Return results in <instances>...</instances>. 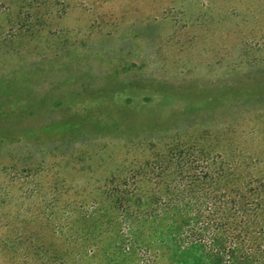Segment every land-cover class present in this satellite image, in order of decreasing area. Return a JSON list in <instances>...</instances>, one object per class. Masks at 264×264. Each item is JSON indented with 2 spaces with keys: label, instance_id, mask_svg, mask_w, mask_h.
<instances>
[{
  "label": "rangeland",
  "instance_id": "1",
  "mask_svg": "<svg viewBox=\"0 0 264 264\" xmlns=\"http://www.w3.org/2000/svg\"><path fill=\"white\" fill-rule=\"evenodd\" d=\"M206 191L264 264V0H0V264H217Z\"/></svg>",
  "mask_w": 264,
  "mask_h": 264
},
{
  "label": "trees",
  "instance_id": "2",
  "mask_svg": "<svg viewBox=\"0 0 264 264\" xmlns=\"http://www.w3.org/2000/svg\"><path fill=\"white\" fill-rule=\"evenodd\" d=\"M187 197L189 195L184 199ZM189 199L178 211L181 217L187 218V222L181 220V225L172 227L173 247L183 250L191 244H203L210 261L217 264H249L250 251L239 241L238 234L225 236L227 230L222 229L225 223L220 221V214L226 205L223 196L206 191L204 195H194ZM238 203L234 201L235 212L240 209Z\"/></svg>",
  "mask_w": 264,
  "mask_h": 264
}]
</instances>
